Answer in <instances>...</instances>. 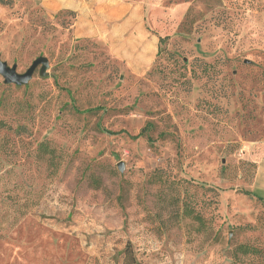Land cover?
Returning a JSON list of instances; mask_svg holds the SVG:
<instances>
[{
	"label": "rangeland",
	"instance_id": "obj_1",
	"mask_svg": "<svg viewBox=\"0 0 264 264\" xmlns=\"http://www.w3.org/2000/svg\"><path fill=\"white\" fill-rule=\"evenodd\" d=\"M127 1L138 71L64 0H0L1 60L48 59L0 75V264H264V0Z\"/></svg>",
	"mask_w": 264,
	"mask_h": 264
},
{
	"label": "crops",
	"instance_id": "obj_2",
	"mask_svg": "<svg viewBox=\"0 0 264 264\" xmlns=\"http://www.w3.org/2000/svg\"><path fill=\"white\" fill-rule=\"evenodd\" d=\"M76 12L77 36L103 41L110 52L133 70H142L156 47L143 23L139 3L127 0H64ZM145 43V46H143ZM150 49V56L144 51Z\"/></svg>",
	"mask_w": 264,
	"mask_h": 264
},
{
	"label": "water",
	"instance_id": "obj_3",
	"mask_svg": "<svg viewBox=\"0 0 264 264\" xmlns=\"http://www.w3.org/2000/svg\"><path fill=\"white\" fill-rule=\"evenodd\" d=\"M47 66L48 59L45 56H38L23 73H19L16 71L15 64L8 65L0 58V75L3 77L4 83L26 84L37 67H39V73L43 75ZM118 168L121 169L120 166Z\"/></svg>",
	"mask_w": 264,
	"mask_h": 264
},
{
	"label": "trees",
	"instance_id": "obj_4",
	"mask_svg": "<svg viewBox=\"0 0 264 264\" xmlns=\"http://www.w3.org/2000/svg\"><path fill=\"white\" fill-rule=\"evenodd\" d=\"M38 149H40L42 152H49V153H52L53 154V150H49V148L47 147V143L45 142H40L38 144ZM27 201V200H25ZM22 207H26L27 204L26 202H23L22 204ZM24 212H20V214H23ZM190 213V212H189ZM238 249L244 253H248V252H251L253 249L252 248H249L248 246L244 245V244H241L238 246Z\"/></svg>",
	"mask_w": 264,
	"mask_h": 264
}]
</instances>
